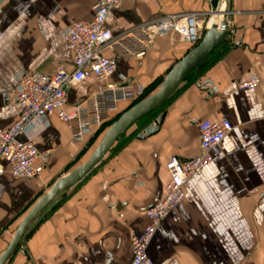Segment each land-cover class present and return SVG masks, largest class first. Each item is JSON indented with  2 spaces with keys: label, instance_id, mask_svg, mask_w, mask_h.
I'll use <instances>...</instances> for the list:
<instances>
[{
  "label": "crops",
  "instance_id": "1",
  "mask_svg": "<svg viewBox=\"0 0 264 264\" xmlns=\"http://www.w3.org/2000/svg\"><path fill=\"white\" fill-rule=\"evenodd\" d=\"M97 1L0 0V129L18 119V75L36 73L42 83L60 70H73L67 29L92 21ZM218 10L228 13L225 41L164 103L159 130L139 138L160 115L140 131L135 123L96 169L35 218L5 264H131V238L144 233L147 210L165 197L167 162L173 156L196 157L199 124L222 118L232 123V132L212 153L211 163L187 182L184 200L161 222L148 255L154 264H264V0L126 1L109 13L107 26L124 38L162 17L197 14L200 44L213 21H223ZM199 44L176 33L143 45L128 39L125 46L144 55L108 49L105 55L117 63L108 81L143 87L148 99ZM255 76L261 80L258 87L241 88ZM97 91L89 72L69 87L67 110ZM134 102L119 103L107 120L111 125L82 144L73 143L69 127L56 116L18 136L50 156L47 170L32 180L15 178L0 159V257L36 203L91 157V148Z\"/></svg>",
  "mask_w": 264,
  "mask_h": 264
},
{
  "label": "built area",
  "instance_id": "2",
  "mask_svg": "<svg viewBox=\"0 0 264 264\" xmlns=\"http://www.w3.org/2000/svg\"><path fill=\"white\" fill-rule=\"evenodd\" d=\"M126 1L139 0H98L94 6V18L90 22L73 23L67 29V41L73 53V70H60L37 80L36 73H22L17 76L18 87L14 96V106L19 112L18 119L10 127L0 129V159L6 161L15 178L32 180L47 170L49 153L40 152L31 142H21L18 136L33 125L47 123L49 117L56 116L71 131L72 141L82 144L99 131L112 114L118 111L121 102H133L145 94L144 88L135 89L123 83L108 80L116 72V60L105 55L108 49L118 50L123 55L136 53L128 48V39L151 42L156 36L178 34L183 40L197 45L201 32L197 14L166 16L146 23L128 37L117 38L107 26V18L112 10L120 8ZM144 48V47H141ZM92 73L98 85L97 93L88 101L67 110L69 87L82 83L88 73ZM261 80L258 77L243 82L242 89H254ZM233 125L227 118L215 121L204 120L199 124L200 152L188 160L176 156L169 159L166 170L169 182L165 197L147 210L149 225L141 236L131 238V264H154L148 255V248L161 222L185 198L187 182L203 171L212 161V153L219 149L232 132ZM4 169L0 166V176Z\"/></svg>",
  "mask_w": 264,
  "mask_h": 264
},
{
  "label": "water",
  "instance_id": "3",
  "mask_svg": "<svg viewBox=\"0 0 264 264\" xmlns=\"http://www.w3.org/2000/svg\"><path fill=\"white\" fill-rule=\"evenodd\" d=\"M217 15L218 17L223 15V21L219 18L213 21L210 30L201 43L173 68L163 87L156 94L141 101L121 115L120 118L107 130L91 157L83 165L73 170L69 175L57 181L50 191L36 203L22 221L18 231L5 252L1 255L0 264H5L14 255L32 222L55 200L59 193L73 188L83 181L103 162L117 140L125 132H127L140 119L159 109L162 104L175 94L185 76L204 62V60L225 41L228 27V13H222L218 10ZM164 117L165 114H161L154 124L149 125L143 133L139 135V138L142 139L155 134L162 125Z\"/></svg>",
  "mask_w": 264,
  "mask_h": 264
},
{
  "label": "trees",
  "instance_id": "4",
  "mask_svg": "<svg viewBox=\"0 0 264 264\" xmlns=\"http://www.w3.org/2000/svg\"><path fill=\"white\" fill-rule=\"evenodd\" d=\"M198 44H199V43H198ZM188 76H189V75H187L186 78H187ZM146 98H147V93H145L141 99H139V100H137L136 102H134L133 106L136 105V104H138L139 102L143 101V100L146 99ZM164 105H165V104H162V105L160 106L159 109H157L156 111H154V112H152V113L146 115L145 117H143L142 119H140V120L137 122V125H139V131H140L141 129H143L144 127H146L150 122H152V121H153L158 115H160V113L163 111ZM107 122H108V121H106V122L104 123L103 127L98 131V133H97L95 136L99 135V133H100V134L103 133V132H104V131H105V130L111 125V123L109 124V123H107ZM125 134H126V133H125ZM125 134H123V135L117 140V142H116V146L122 141V139H124ZM132 136H135V135H132ZM93 139H94V138H93ZM91 140H92V139H91ZM116 146L112 149V151L115 150Z\"/></svg>",
  "mask_w": 264,
  "mask_h": 264
},
{
  "label": "rangeland",
  "instance_id": "5",
  "mask_svg": "<svg viewBox=\"0 0 264 264\" xmlns=\"http://www.w3.org/2000/svg\"><path fill=\"white\" fill-rule=\"evenodd\" d=\"M97 146H98V145H96L95 148H97ZM95 148H91L92 151H91L90 154H88V155H91V153H93V151L95 150ZM84 161H85V160H84ZM84 161H83V162H84Z\"/></svg>",
  "mask_w": 264,
  "mask_h": 264
}]
</instances>
